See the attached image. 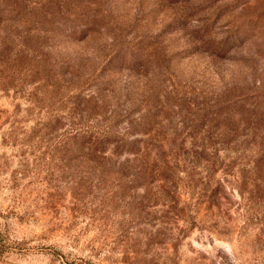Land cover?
<instances>
[{
    "label": "rangeland",
    "instance_id": "obj_1",
    "mask_svg": "<svg viewBox=\"0 0 264 264\" xmlns=\"http://www.w3.org/2000/svg\"><path fill=\"white\" fill-rule=\"evenodd\" d=\"M0 264H264V0H0Z\"/></svg>",
    "mask_w": 264,
    "mask_h": 264
},
{
    "label": "trees",
    "instance_id": "obj_2",
    "mask_svg": "<svg viewBox=\"0 0 264 264\" xmlns=\"http://www.w3.org/2000/svg\"><path fill=\"white\" fill-rule=\"evenodd\" d=\"M72 33H74V32H72Z\"/></svg>",
    "mask_w": 264,
    "mask_h": 264
}]
</instances>
